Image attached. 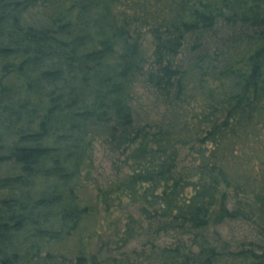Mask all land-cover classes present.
<instances>
[{"label":"trees","instance_id":"trees-1","mask_svg":"<svg viewBox=\"0 0 264 264\" xmlns=\"http://www.w3.org/2000/svg\"><path fill=\"white\" fill-rule=\"evenodd\" d=\"M219 21L249 30L178 64ZM145 28L166 108L135 127ZM94 139L127 167L103 207L77 194ZM0 264H264V0H0Z\"/></svg>","mask_w":264,"mask_h":264},{"label":"rangeland","instance_id":"rangeland-1","mask_svg":"<svg viewBox=\"0 0 264 264\" xmlns=\"http://www.w3.org/2000/svg\"><path fill=\"white\" fill-rule=\"evenodd\" d=\"M215 30L202 39L189 35L183 51L176 60L177 63L186 64L192 58L193 47L197 41L207 47L214 48L221 41L249 30V26L244 24L232 25L219 21ZM135 37L139 42L142 69L133 76L129 104L133 125L139 127L160 119L166 104L158 92L147 82L148 75L154 68L155 43L153 35L149 29L145 28L141 29ZM124 159L125 156L115 152L110 143L99 139L92 141L89 158L83 168L77 187V194L82 205L103 207L97 201V196L109 182L127 172ZM211 230L212 233H220L226 240L239 242L253 239L257 234L254 227L243 220H226L212 224ZM134 245L135 243L131 246Z\"/></svg>","mask_w":264,"mask_h":264}]
</instances>
